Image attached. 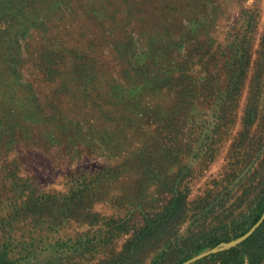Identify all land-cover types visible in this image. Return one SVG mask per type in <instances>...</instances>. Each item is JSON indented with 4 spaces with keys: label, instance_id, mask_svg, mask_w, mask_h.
Wrapping results in <instances>:
<instances>
[{
    "label": "rangeland",
    "instance_id": "374dc122",
    "mask_svg": "<svg viewBox=\"0 0 264 264\" xmlns=\"http://www.w3.org/2000/svg\"><path fill=\"white\" fill-rule=\"evenodd\" d=\"M263 199L264 0H0V264H264Z\"/></svg>",
    "mask_w": 264,
    "mask_h": 264
},
{
    "label": "water",
    "instance_id": "95a60500",
    "mask_svg": "<svg viewBox=\"0 0 264 264\" xmlns=\"http://www.w3.org/2000/svg\"><path fill=\"white\" fill-rule=\"evenodd\" d=\"M263 221H264V213L261 216V218L255 223V225L246 234H244L241 238H239L237 240V242L243 241L246 238H248L250 235H252L254 233V231L262 224ZM207 253L208 252L201 253V254H199V255H197V256H195V257H193V258H191V259H189V260H187L185 262H183L182 264H190V263L196 261L197 259L205 256Z\"/></svg>",
    "mask_w": 264,
    "mask_h": 264
},
{
    "label": "trees",
    "instance_id": "16d2710c",
    "mask_svg": "<svg viewBox=\"0 0 264 264\" xmlns=\"http://www.w3.org/2000/svg\"><path fill=\"white\" fill-rule=\"evenodd\" d=\"M264 213V199L261 201L260 205L258 206V209L256 210V213L253 216V224H255L262 216V214ZM219 243H213L210 245V248H213L215 246H217ZM205 247V246H204ZM202 247V248H204ZM201 248V249H202ZM199 249V250H201ZM230 250H228L227 252H229ZM1 252V251H0ZM191 256H187L183 259V261H186L190 258Z\"/></svg>",
    "mask_w": 264,
    "mask_h": 264
}]
</instances>
